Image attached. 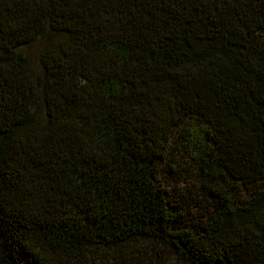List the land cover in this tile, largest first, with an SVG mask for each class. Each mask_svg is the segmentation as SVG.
<instances>
[{
    "label": "trees",
    "instance_id": "16d2710c",
    "mask_svg": "<svg viewBox=\"0 0 264 264\" xmlns=\"http://www.w3.org/2000/svg\"><path fill=\"white\" fill-rule=\"evenodd\" d=\"M190 118L207 216L180 227L152 167ZM139 240L264 264V0H0V264Z\"/></svg>",
    "mask_w": 264,
    "mask_h": 264
},
{
    "label": "rangeland",
    "instance_id": "374dc122",
    "mask_svg": "<svg viewBox=\"0 0 264 264\" xmlns=\"http://www.w3.org/2000/svg\"><path fill=\"white\" fill-rule=\"evenodd\" d=\"M204 130L202 120L188 119L174 134L166 153L157 157L152 167L156 183L168 191L169 200L178 208L176 226H193L207 216V206L200 197L203 193L195 161ZM247 195L242 187L234 190L237 201ZM103 257L100 264H179L169 249L148 240L133 242L122 250H111Z\"/></svg>",
    "mask_w": 264,
    "mask_h": 264
}]
</instances>
